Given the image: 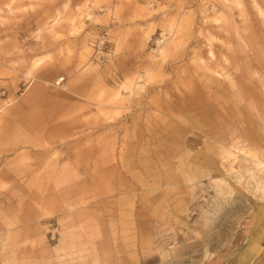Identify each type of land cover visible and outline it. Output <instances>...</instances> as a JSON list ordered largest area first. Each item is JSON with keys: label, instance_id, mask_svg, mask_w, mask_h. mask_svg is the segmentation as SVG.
<instances>
[{"label": "rangeland", "instance_id": "1", "mask_svg": "<svg viewBox=\"0 0 264 264\" xmlns=\"http://www.w3.org/2000/svg\"><path fill=\"white\" fill-rule=\"evenodd\" d=\"M0 264H264V0H0Z\"/></svg>", "mask_w": 264, "mask_h": 264}, {"label": "bare ground", "instance_id": "2", "mask_svg": "<svg viewBox=\"0 0 264 264\" xmlns=\"http://www.w3.org/2000/svg\"><path fill=\"white\" fill-rule=\"evenodd\" d=\"M39 61H40V59H38V60L34 61L33 63H35V64H36V63H38ZM32 65H34V64H32ZM258 162H259V163H262V160H258Z\"/></svg>", "mask_w": 264, "mask_h": 264}]
</instances>
